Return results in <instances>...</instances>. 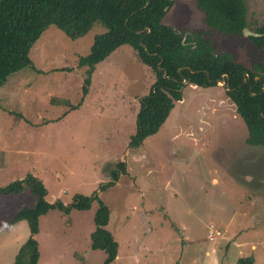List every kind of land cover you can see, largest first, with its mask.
<instances>
[{
    "label": "rangeland",
    "instance_id": "rangeland-1",
    "mask_svg": "<svg viewBox=\"0 0 264 264\" xmlns=\"http://www.w3.org/2000/svg\"><path fill=\"white\" fill-rule=\"evenodd\" d=\"M246 3L250 20L264 22V0ZM163 22L195 30L200 13L191 0H173ZM98 32L70 39L47 27L29 51L33 68L0 85V185L32 174L49 203L69 209L39 217L38 264H103L104 251L90 247L98 200L118 243L110 264H236L246 256L264 264V148L246 144L223 83H185L159 130L132 147L138 101L154 73L128 45L87 72L78 60ZM233 39L217 42L248 67L264 61ZM76 195L90 207L72 208ZM33 202L28 188L0 194V264H12L29 236L26 221L8 222Z\"/></svg>",
    "mask_w": 264,
    "mask_h": 264
},
{
    "label": "trees",
    "instance_id": "trees-1",
    "mask_svg": "<svg viewBox=\"0 0 264 264\" xmlns=\"http://www.w3.org/2000/svg\"><path fill=\"white\" fill-rule=\"evenodd\" d=\"M146 2L0 0V85L11 73L24 67L33 68L29 51L47 27L54 25L68 38L77 39L97 26L102 28V32L94 35L89 53L79 57V66H86L87 72H90L115 49L128 45L140 62L154 73L155 79L148 93L138 101L136 129L129 137L130 146L139 145L159 130L174 102L181 99L185 85L183 80H187L189 84L199 87L214 86L222 81L226 96L246 127V144L264 148V61L255 64L254 69H248L228 54L227 60L223 62L209 55L200 43H190L192 39L188 31L176 32L163 22L172 0H149L148 5ZM199 7L205 13L206 21H213L215 26L224 27L230 33H240L241 27L246 25V7L241 0H202ZM258 32L261 35L250 39L263 51L264 24ZM183 34L186 35L184 39ZM194 37L199 39L198 36ZM243 72L249 75L245 83ZM118 166L120 171H124L123 163L120 162ZM116 178L115 173L113 180ZM25 188L33 194L34 202L19 208L8 224L26 221L29 236L12 264H38L39 251L35 235L39 230V217L53 208L65 212L69 210L61 201L49 203L45 199L42 182L32 174L0 185V194L18 193ZM71 207L87 209L90 207V198L76 195ZM109 213L108 206L98 200L90 247L104 251L103 264H110L116 258L118 248V243L106 227ZM236 264H254V257H239Z\"/></svg>",
    "mask_w": 264,
    "mask_h": 264
},
{
    "label": "flooded vegetation",
    "instance_id": "flooded-vegetation-1",
    "mask_svg": "<svg viewBox=\"0 0 264 264\" xmlns=\"http://www.w3.org/2000/svg\"><path fill=\"white\" fill-rule=\"evenodd\" d=\"M194 7L198 10L200 13V22L199 25L200 27L198 29H191L187 30L191 36L192 42L190 43H195L198 42L200 43L201 46H204L206 51L208 50L209 55H213L215 58L221 59L223 62L224 60H227V55L230 54L232 59L237 61L234 56L226 50L227 46L223 42H217V38H230V39H238L240 41H243L244 45L247 44L252 48V52L254 54H259L261 52L264 53V50L261 51L259 47L250 39L252 36H259L261 35L258 32L259 27L264 24V22H259L258 20H250L248 17V8H247V3L246 0H241L243 5L246 7V12H245V20H246V25L244 27H241V32L240 33H230L226 28L224 27H219L215 26L213 24V21H206L204 12L203 10L199 7V3H201L202 0H191ZM173 4V0H172ZM246 31L248 33H246ZM181 33V32H179ZM256 34V35H253ZM194 35L199 37V39H195ZM185 34H183L182 38H185ZM182 39V40H183ZM233 39V40H234ZM239 62V61H237ZM242 66L247 67L248 69H254L255 64H259L260 62L258 61H253L250 65V67L244 65L243 63L239 62ZM254 79H257V76L254 77ZM247 80H249V75L247 72H243V83H245ZM184 81V80H183ZM219 82V81H218ZM217 82V83H218ZM222 82V81H220ZM184 83V82H183ZM188 83V82H186ZM223 83V82H222ZM194 85V84H190ZM217 85V84H216ZM223 85H225L223 83ZM195 87L197 85H194ZM199 87V86H197ZM227 89V88H226Z\"/></svg>",
    "mask_w": 264,
    "mask_h": 264
},
{
    "label": "water",
    "instance_id": "water-1",
    "mask_svg": "<svg viewBox=\"0 0 264 264\" xmlns=\"http://www.w3.org/2000/svg\"><path fill=\"white\" fill-rule=\"evenodd\" d=\"M148 3H149V0H147L146 5H148ZM246 33H248V32L246 31ZM253 35H256V34H253ZM164 75H166V74L164 73ZM183 82L186 83L187 80H184ZM219 82H220V81H219ZM262 91H264V87H263Z\"/></svg>",
    "mask_w": 264,
    "mask_h": 264
},
{
    "label": "built area",
    "instance_id": "built-area-1",
    "mask_svg": "<svg viewBox=\"0 0 264 264\" xmlns=\"http://www.w3.org/2000/svg\"><path fill=\"white\" fill-rule=\"evenodd\" d=\"M210 228H212V225H210ZM211 234V233H210Z\"/></svg>",
    "mask_w": 264,
    "mask_h": 264
},
{
    "label": "crops",
    "instance_id": "crops-1",
    "mask_svg": "<svg viewBox=\"0 0 264 264\" xmlns=\"http://www.w3.org/2000/svg\"><path fill=\"white\" fill-rule=\"evenodd\" d=\"M207 252H208V251H206L205 253H207ZM208 253H209V252H208ZM208 253H207V254H208Z\"/></svg>",
    "mask_w": 264,
    "mask_h": 264
},
{
    "label": "clouds",
    "instance_id": "clouds-1",
    "mask_svg": "<svg viewBox=\"0 0 264 264\" xmlns=\"http://www.w3.org/2000/svg\"><path fill=\"white\" fill-rule=\"evenodd\" d=\"M210 228V227H209Z\"/></svg>",
    "mask_w": 264,
    "mask_h": 264
}]
</instances>
